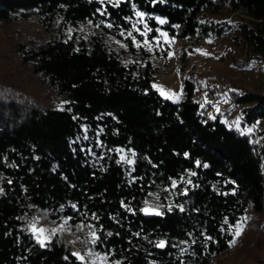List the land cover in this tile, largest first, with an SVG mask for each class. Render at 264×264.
<instances>
[{"label": "trees", "instance_id": "trees-1", "mask_svg": "<svg viewBox=\"0 0 264 264\" xmlns=\"http://www.w3.org/2000/svg\"><path fill=\"white\" fill-rule=\"evenodd\" d=\"M222 10L242 15L237 39L247 56L238 64L264 62V0H0L1 23L34 15L61 26L47 43L17 50L64 101L60 109L0 103V264H81L66 243L36 240L26 219L40 212L90 229L110 264H210L249 212L263 213L264 92L231 91L237 129L206 115L191 79L179 102L163 98L141 46L221 36L227 24L202 18ZM84 22L133 59L124 63L100 34L67 31ZM120 150L132 153L130 164ZM156 192L160 214H145Z\"/></svg>", "mask_w": 264, "mask_h": 264}, {"label": "rangeland", "instance_id": "rangeland-1", "mask_svg": "<svg viewBox=\"0 0 264 264\" xmlns=\"http://www.w3.org/2000/svg\"><path fill=\"white\" fill-rule=\"evenodd\" d=\"M241 19L239 12L222 10L216 15H205L202 18V22L227 24L229 28L221 36L202 37L194 44L182 40H164L166 44L162 45L142 44L144 50L150 53L151 63L156 67L153 87L163 98L177 103L182 98V80L191 79L196 83V96L201 107L206 110V115H219L227 125L239 129V108L233 103L231 91L264 92V62L252 60L245 66L238 64L247 56L244 45L237 39V23ZM61 31L62 28L57 23L45 26L34 15L26 20L0 22V103L3 106L13 102L24 110L29 106L60 109L64 105V101L53 88L40 75L33 73L29 65L21 62L17 50L19 43L29 47L43 45ZM67 31L79 38L100 34L107 46L122 56L124 63L127 64L133 59L130 50L122 41L102 33L89 22L79 23ZM164 52L165 56L162 55ZM182 56L187 59L185 65L180 61ZM256 70L263 71V74L257 80H247V75L243 72ZM3 111L7 114L5 108ZM254 129L255 127H244L242 130L249 134ZM256 143L263 145V140L257 138ZM119 155L126 164L133 161L129 151L120 150ZM158 194L156 192L148 196L143 207L144 213L145 209L153 214L154 211L160 212L162 204ZM26 223L39 243L44 244L52 239L66 243L73 254H79L75 257L81 264H110L104 255L94 251L90 229L73 226L67 219L51 220L44 212L27 218ZM237 225H242V234L234 235V243L230 249L216 256L210 264H264V211L258 216L249 212ZM34 227L45 231L34 232Z\"/></svg>", "mask_w": 264, "mask_h": 264}, {"label": "snow or ice", "instance_id": "snow-or-ice-1", "mask_svg": "<svg viewBox=\"0 0 264 264\" xmlns=\"http://www.w3.org/2000/svg\"><path fill=\"white\" fill-rule=\"evenodd\" d=\"M137 16H142V13H137ZM161 23H164V21H161ZM109 27H111V25H108ZM129 35H131V33H129ZM142 35H146V33H142ZM162 35H164V34H162ZM146 43H147V41H146ZM205 55H206V53H204ZM205 167H207V165H204ZM176 184V182L175 181H173V185H175ZM181 211H183V209L181 208ZM145 213L146 214H153V213H150L149 212V210L148 209H145ZM154 214H156V215H159L160 213L158 212V211H154ZM33 231L34 232H39V233H43L45 230L44 229H35V227L33 228ZM242 231H243V227H242V225H236L235 226V231H234V235L235 236H239L240 234H242ZM233 243H234V241H233ZM158 246H160V247H163L164 245H163V242H161ZM73 255H77V256H79V254H77V253H74ZM80 259H83V257H79Z\"/></svg>", "mask_w": 264, "mask_h": 264}, {"label": "built area", "instance_id": "built-area-1", "mask_svg": "<svg viewBox=\"0 0 264 264\" xmlns=\"http://www.w3.org/2000/svg\"><path fill=\"white\" fill-rule=\"evenodd\" d=\"M246 76L247 80H257L259 78L260 75L263 74V71L261 70H256L250 73H247L246 71L243 72Z\"/></svg>", "mask_w": 264, "mask_h": 264}]
</instances>
